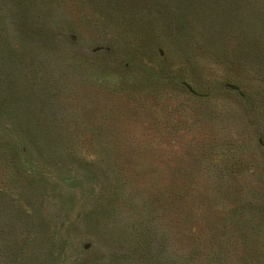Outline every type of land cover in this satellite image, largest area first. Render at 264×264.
<instances>
[{
    "label": "rangeland",
    "instance_id": "rangeland-1",
    "mask_svg": "<svg viewBox=\"0 0 264 264\" xmlns=\"http://www.w3.org/2000/svg\"><path fill=\"white\" fill-rule=\"evenodd\" d=\"M0 264H264V0H0Z\"/></svg>",
    "mask_w": 264,
    "mask_h": 264
}]
</instances>
